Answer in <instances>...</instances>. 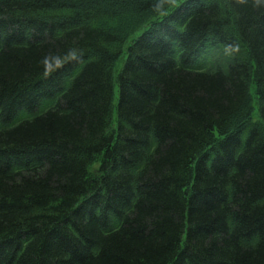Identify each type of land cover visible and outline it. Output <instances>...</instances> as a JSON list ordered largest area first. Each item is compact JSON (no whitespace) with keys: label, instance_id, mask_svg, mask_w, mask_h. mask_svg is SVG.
<instances>
[{"label":"trees","instance_id":"1","mask_svg":"<svg viewBox=\"0 0 264 264\" xmlns=\"http://www.w3.org/2000/svg\"><path fill=\"white\" fill-rule=\"evenodd\" d=\"M0 264H264V0H0Z\"/></svg>","mask_w":264,"mask_h":264},{"label":"rangeland","instance_id":"2","mask_svg":"<svg viewBox=\"0 0 264 264\" xmlns=\"http://www.w3.org/2000/svg\"><path fill=\"white\" fill-rule=\"evenodd\" d=\"M121 62H122V61H119V62L117 63V65H116V69H117V70L120 68V66H121ZM254 92H255V88H254V86H252V87H251V90H250L251 97H252V100H253V106H254V110H253V113H252V118L255 119V120H257L256 98H255ZM116 96H117V95H116ZM114 104H116V99H115V103H114ZM114 126H115V120H113V125H112V127H114ZM95 167H96V165H95Z\"/></svg>","mask_w":264,"mask_h":264}]
</instances>
